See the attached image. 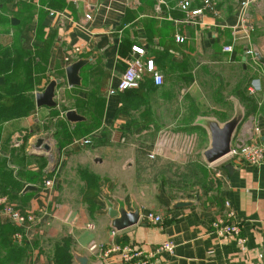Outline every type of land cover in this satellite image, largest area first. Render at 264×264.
<instances>
[{
	"label": "crops",
	"instance_id": "crops-1",
	"mask_svg": "<svg viewBox=\"0 0 264 264\" xmlns=\"http://www.w3.org/2000/svg\"><path fill=\"white\" fill-rule=\"evenodd\" d=\"M5 1L18 23L0 33V47L18 37L14 77L37 81L27 90L34 101L51 78L65 79L69 63L88 61L79 71V85L56 86V106L35 104L29 115L2 125L0 147L10 142L18 157L12 169L28 172L11 201L37 220L18 227L20 258L13 256L18 249L7 251L0 243V264H54V242L62 236H70L71 250L94 264H122L119 252L104 256L113 243L147 252L166 240L173 242L172 251L146 264H264V163L251 165L231 155L210 163L204 157L213 123L238 121L230 148L236 141L264 143V64L255 56L264 57V0L248 7L245 23L238 0H214L218 15L203 11L186 23L163 17H182L177 3L156 14V0H83L90 20L79 16L77 2L70 0ZM191 4L198 7L201 0ZM177 34L183 42H176ZM228 45L231 52L224 50ZM132 46L154 61L163 84L146 81L151 74L144 71L137 88L109 94L127 62L138 56ZM74 47L81 49L77 56L70 55ZM70 109L85 119L68 121ZM39 138L49 152L35 147ZM81 138L89 142L80 144ZM197 141L203 145L199 150ZM158 156L200 179L186 188L146 180L148 171L164 173L162 165H152L161 161ZM27 185L35 188L24 191ZM120 209L138 210V222L115 230L110 215L118 216ZM229 210L233 216L227 217ZM148 212L161 221L147 220ZM225 216L239 224L243 244L211 230L212 220ZM7 220L0 211V232Z\"/></svg>",
	"mask_w": 264,
	"mask_h": 264
},
{
	"label": "built area",
	"instance_id": "built-area-1",
	"mask_svg": "<svg viewBox=\"0 0 264 264\" xmlns=\"http://www.w3.org/2000/svg\"><path fill=\"white\" fill-rule=\"evenodd\" d=\"M73 3H76L80 0H70ZM83 1V0H81ZM257 0H238V8L241 13L242 20L245 23V14L248 7L256 2ZM191 0H180L177 3L178 8L184 13L183 18H174L163 16L169 20H173L175 23H186L189 22L192 16L201 14L203 11H209L218 15L219 11L215 7L214 0H201V5L195 8H191ZM162 6L168 7V3L166 0H156L155 9L156 14L162 12ZM88 7V5H86ZM57 12L54 10H49L50 15H55ZM161 15V14H160ZM84 17L87 20L92 18L90 11L84 12ZM185 37L182 34H177L175 36L176 42H183ZM233 49L232 45H228L224 48L225 51L231 52ZM132 52L137 54V57H133L126 64V67L120 77V80L116 86H111L108 88L109 94H114L117 92H122L129 89H134L139 86L141 78L143 76L144 71H147L151 74V79L153 85H161L163 84V76L162 74L155 68L154 61L149 58H145V50L138 46H132ZM81 53V49L79 47H74L70 55L77 56ZM246 54L253 56L252 49H247ZM252 90V89H251ZM80 144H87L89 142L88 138H81L78 140ZM227 155L238 156L243 161L251 165H259L264 163V143L258 142H248L243 143L238 146H233L230 148L229 153ZM46 186H50L52 181L47 179L44 181ZM225 205L228 207L229 203L225 202ZM0 211L5 214L17 227L32 225L36 222L37 217L33 212L25 211L22 212L18 209L7 196H0ZM233 216V211L229 210L227 213V217ZM147 220L153 222H160L161 217L155 215L152 212H148L144 216ZM225 217H218L212 220L211 222V230L225 239H233L236 240L237 243L243 244L245 239L241 236L240 226L235 221H232ZM20 231L17 230L13 234V239L19 241L21 235ZM115 232V230H112ZM173 242L170 240H166L159 245L152 248L150 251L143 252L140 249L132 246V245H121L118 243L111 244L104 252V256H107L110 252H119L122 264H146L150 258H155L158 254L163 251H172Z\"/></svg>",
	"mask_w": 264,
	"mask_h": 264
},
{
	"label": "trees",
	"instance_id": "trees-1",
	"mask_svg": "<svg viewBox=\"0 0 264 264\" xmlns=\"http://www.w3.org/2000/svg\"><path fill=\"white\" fill-rule=\"evenodd\" d=\"M177 1L178 0H166L168 6H174V3H178ZM2 4L4 5V2H2ZM191 8H193L192 4ZM2 10L4 9L1 6L0 12ZM165 10L166 7L162 6V15ZM171 17L172 19L176 18L173 16ZM183 17L184 13L182 17L178 18ZM11 26L12 23L9 16L7 18H0V33H6ZM14 39L15 40L13 41V44H11L10 46L0 47V76L3 78V83L0 84V140L2 139L1 129L4 122L12 118L29 115L33 111V107L35 105L34 95L30 93L31 91H27L31 89L33 81H27L26 78L18 79L14 77L16 75L15 73L18 71V69L16 68L18 63V58L16 57V55L18 54L20 58V53L18 52V50L20 49V45H18V37L14 35ZM149 79H151V77H148V79L146 78V81H148ZM150 81L152 83V79ZM61 132L62 134L70 138L69 132L67 130L63 129ZM75 132L78 133V130H76ZM6 162L7 161L5 160H0V196H7L11 201L12 193L14 191L22 190L24 187L19 181V178L21 176L23 178H26L28 172L24 169V167H19L15 170H13L12 168H7L5 166ZM17 208L22 212H25L23 209L19 207ZM3 226V232H0V243L2 244V247H6V250H13L14 248L19 250L17 252V255L13 254L16 260L22 256L20 255V249H22V247L20 243H16V241H14L12 235L14 234V232L19 230V228L9 218L7 220V224ZM53 262L54 264H73L70 236H62L54 242Z\"/></svg>",
	"mask_w": 264,
	"mask_h": 264
},
{
	"label": "water",
	"instance_id": "water-1",
	"mask_svg": "<svg viewBox=\"0 0 264 264\" xmlns=\"http://www.w3.org/2000/svg\"><path fill=\"white\" fill-rule=\"evenodd\" d=\"M83 1H78L76 3V8L79 16L84 15L83 10ZM11 23L17 24L18 20L16 18H11ZM257 60L264 64V57H262L258 52H255ZM85 58H77L73 62L69 63L65 67V79L64 78H51L46 86L35 92V104L37 107L47 106L54 107L56 106V101L54 100L55 88L58 84H61L63 81H66L69 85H79L80 84V69L87 63ZM65 118L70 122L82 121L85 119L84 116L78 114L75 110L70 109L65 112ZM238 121L236 119H231L226 122L222 127L211 124L210 125V134H211V146L204 151V157L207 162H215L229 153L230 150V141L231 136L236 128ZM264 140V136L262 137ZM239 145V142H235ZM36 148H41L44 152H49L50 146L47 143H44L43 138H39L36 142ZM43 153H40V156H43ZM34 186L27 185L24 188V191L29 189H34ZM181 205V203H180ZM119 215L116 216L117 212L111 213V226L115 230H122L127 227H130L136 224L139 220L140 213L138 210L132 212H126L123 209L118 211ZM72 256L76 264H94L88 263V257L83 254L71 250Z\"/></svg>",
	"mask_w": 264,
	"mask_h": 264
},
{
	"label": "rangeland",
	"instance_id": "rangeland-1",
	"mask_svg": "<svg viewBox=\"0 0 264 264\" xmlns=\"http://www.w3.org/2000/svg\"><path fill=\"white\" fill-rule=\"evenodd\" d=\"M2 2H4L5 4V0H0V4H2ZM3 7L4 10H2L0 12V18H7L9 16V12L5 9L4 5L2 4L1 5ZM37 83V81H36ZM36 83H32L31 85V89H34L37 84ZM202 143L197 141L196 142V145H195V149H201L202 148ZM1 148H3V151L1 150ZM12 148H15L14 146H10V142L9 144H7V146H2L0 147V160H5L7 161L5 163V166L7 168H15V166L17 165V160H18V157L14 155V153L11 151ZM151 147H149L147 149V154L148 155V151L150 150ZM12 152V154H11ZM158 158L161 160V161H154L152 162V165L155 167V166H163V168L165 169L164 173L163 174H159V173H155V172H146L144 173V177L146 180H156V181H161V183H164V184H168V185H172V186H181V187H188V186H191V185H194V183H196L197 180L200 179L199 175L198 174H191L193 172L189 171V170H185L182 171L180 170V168H175L174 166H172L169 162L168 159L166 158H162V157H159ZM147 159L148 160H156L155 158L152 159L150 156H147ZM55 158L52 160V162H55ZM144 160V158H143ZM163 160V161H162ZM142 165L145 166V163L143 162ZM177 166L180 164H176ZM178 171V173H176V171ZM189 171V172H188ZM180 177L182 178V181L180 179Z\"/></svg>",
	"mask_w": 264,
	"mask_h": 264
}]
</instances>
